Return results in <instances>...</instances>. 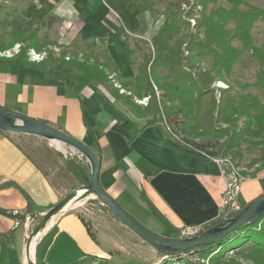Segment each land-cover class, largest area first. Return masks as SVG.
<instances>
[{
	"label": "crops",
	"instance_id": "1",
	"mask_svg": "<svg viewBox=\"0 0 264 264\" xmlns=\"http://www.w3.org/2000/svg\"><path fill=\"white\" fill-rule=\"evenodd\" d=\"M18 1L23 3L22 18L27 20L23 24L40 22L34 29L44 23L50 28L62 26L73 38L103 43L117 74L124 79L135 76L124 38L127 31L138 30L149 20L146 0ZM0 107L45 122L81 142L98 161L100 189L127 215L137 217L138 210L145 220L151 215L160 223L156 224L159 232L203 228L221 218L226 179L212 152L204 156L174 146L159 122L147 125V119L137 117L113 97L112 89L109 93L95 80L73 72L48 74L0 62ZM73 164L80 166L81 175L67 161L64 172L81 187L79 179L86 182L91 174L79 162ZM65 192L9 133L0 131V264H26L28 227L60 202ZM263 196L264 168L241 183L237 200L244 209ZM70 208L55 215L35 242V264L119 260L117 251L122 246L116 241V230H121V224L112 219L89 224L78 215L112 213L107 208Z\"/></svg>",
	"mask_w": 264,
	"mask_h": 264
},
{
	"label": "trees",
	"instance_id": "2",
	"mask_svg": "<svg viewBox=\"0 0 264 264\" xmlns=\"http://www.w3.org/2000/svg\"><path fill=\"white\" fill-rule=\"evenodd\" d=\"M217 1L179 0L178 3H174L168 22L152 38L151 43L155 49V55L153 57L144 55L141 64L136 67L135 76L131 79L121 78L108 60L99 63L87 54H84L81 62L76 60L65 62L63 55L61 59L55 61L52 70L45 62L35 64L28 61L24 50L14 57L0 58V62L34 67L48 74L70 68L87 80H98L102 83L107 82V72H110L114 74L121 88L132 93L137 99L149 97L147 105L141 107L134 104L130 97L119 95L116 89H112L113 97L128 106L137 117L147 119V125L162 120L171 132L190 136L191 140H182L185 150L195 153L214 152L218 158L224 159L244 139V132L236 123L237 118L247 116L251 112L264 116V102H260L250 93L239 95L235 100L229 94L230 88L216 89L213 84L218 81L225 83L224 75L230 74L232 65L239 55L238 51L231 46V39H237L243 45L250 47L252 56L258 65L255 75L256 87L264 89V48L252 47L250 36L253 23L257 17L262 15V12L254 8L250 10L216 8L206 13L207 7ZM182 5H185L187 9L185 13L181 10ZM196 13L200 17L194 20ZM190 20H194L193 26L190 25ZM228 23L234 26L232 38H229L224 29ZM30 29V24H22L19 28L12 29L8 47L27 43L28 46L31 45L34 48V45L30 43L36 39V35L32 34ZM179 30L183 32V36L169 46L173 32ZM35 31H37L36 28L33 32ZM124 40L126 41L127 37ZM207 56L212 59L213 70L200 68L201 60ZM160 69L165 71L163 78L158 73ZM155 91L158 92V96ZM0 114L4 115L7 120L17 118L25 123L31 122L48 127L45 122L17 116L5 108L0 107ZM189 121L193 122L199 135H192L193 130L188 129ZM196 137H202L208 141L206 144H197L192 139ZM76 162V159H70L67 160V165L71 164L81 175L80 166L73 164ZM249 165L257 166L255 172L262 170L264 154L253 159ZM79 180L83 187H88L90 184V180L86 182ZM215 222L206 226L205 232H200L199 237L208 234L216 224ZM83 224L87 227L91 239H94L88 224L84 222ZM234 240H237L236 244H233ZM247 243L250 244L247 251L251 264H264V209L247 224L237 228L218 242L212 245L196 246L190 248L189 251L199 253L202 259H210V262L214 264L219 263L222 253L227 249L235 250ZM0 249L1 256L2 247ZM94 260H97L99 264H113L107 259L89 258L88 262ZM84 263V261H75L72 264ZM220 263L239 264L233 260Z\"/></svg>",
	"mask_w": 264,
	"mask_h": 264
},
{
	"label": "rangeland",
	"instance_id": "3",
	"mask_svg": "<svg viewBox=\"0 0 264 264\" xmlns=\"http://www.w3.org/2000/svg\"><path fill=\"white\" fill-rule=\"evenodd\" d=\"M178 1L179 0H146V3L149 7V20H147V22H143L140 29L129 32L127 31V41L125 46L127 55L132 65L134 66L135 72L136 67L141 64L144 55H148L151 57L155 55V49L153 48L151 43L152 38L156 36L158 32L164 27L165 23L168 22L170 14L173 11L172 5L176 2L178 3ZM191 1L192 0H189V2ZM216 8H237L240 10H250L254 8L261 11L262 15L257 17V19L254 21L252 29L250 31V36L252 47L264 48V0H218L215 4L209 5L207 7L206 13H208L211 9ZM22 9L23 3L18 0H0L1 54H10L11 56L8 57L11 58L16 56L21 50H24L25 56L28 61H30L29 57L31 53L42 54L44 58L42 62H45L48 68L51 70L54 69L53 64H55V61L61 59L63 55V59L65 62H68L69 60H76L78 62H81L84 59V54L89 55L91 59L98 60L99 63H103L105 62V60H107L103 43L96 41H82L79 38H73L62 26H54L50 28L47 23L42 24L40 28L37 29V31L33 32L34 27L40 23L37 21L30 24L31 33H35L36 35V39L34 41H31L30 43L34 45V48H32L31 45L28 46L27 43H19L13 45L12 47H8V44L10 42L11 30L14 28H19L20 25L23 24V22L27 21L26 19L22 18ZM181 10H183V12L185 13V11L187 10L185 5L181 6ZM199 17L200 15L196 13L194 20H197ZM193 21L190 20L191 26H193L194 24ZM224 29L228 33L229 38H232L234 35L233 24H226L224 26ZM182 36L183 32L181 30L173 32L168 43L169 46H172L174 42L180 39ZM231 46L238 51V58L232 65L230 74L228 76L224 75L223 78L225 80V83L222 81H218L213 84V87L216 89L230 88L229 94L233 96L235 100H237L236 98L239 95L250 93L252 96L256 97L260 102L263 103L264 89L256 87L255 75L258 71V65L256 60L252 56L250 47L243 45L237 39H231ZM200 68L204 70H213L212 59L208 56L203 58L200 62ZM65 72H73L75 74L77 73L75 70L70 68L65 69ZM107 73V82L102 83L98 80L95 81L101 84V86L108 90L109 93H111V89L114 88L118 91L119 95L130 97L134 104L145 107L144 105H139L136 103L137 98L134 97L132 93L131 96H129L127 91H119L117 89L118 87H115V85L116 83H120L116 80L114 74H111L110 72ZM158 73L161 78L165 76L164 70L160 69L158 70ZM155 93L157 95L156 91ZM145 98L149 99V97ZM158 122L161 124L162 127L160 128L163 129L166 137L174 146H178L184 149V141L182 140H191L190 136L188 135H181L171 132L162 120ZM236 123L238 124V127L244 132L243 141H240L237 146L232 149L229 154L226 155L224 159L218 158V156L214 152H212L213 155H211L216 158L217 163H219V165L221 166L222 175L225 177L226 183L229 180V176L233 172H237L242 177H248V179L253 178L255 176L254 170L255 168H257V166H250L249 164L253 159H257L264 154V116H259L256 113L251 112L247 116L237 118ZM8 124L10 126H19L22 125L23 122L20 119L14 118L8 120ZM188 129L193 130V136H197L200 134L199 131L196 130L195 125L192 121L188 122ZM9 134L15 139V141H17V143L23 148L27 155L39 165L46 176H49L55 184H59V188L66 190L63 198H65L67 195L80 192L79 189H86L82 186L80 187L76 180L73 179V177L67 175L64 172L65 162L67 160H70L69 158H72L76 159L77 162L83 165L88 173L91 174L93 162L90 157L83 153L81 150L51 135L43 136L34 134ZM192 139L193 142L197 144H206V142L208 141L207 139L202 137H196V139ZM52 140L53 142H60L65 151L64 154H62L53 146ZM201 154L207 156L205 153ZM63 198L61 200H63ZM99 204L102 203L96 198L95 194L90 193L89 191L86 194H83L79 205L75 207L72 206L71 208L75 210H81L84 208H100L105 210L106 207L104 205L99 206ZM138 211L140 214H136L137 217L134 214L128 215L131 219L133 218L141 227H143L148 232L160 238L179 243L194 239L190 236L182 235V230L175 233H169V231L167 230L164 233H161L159 232L160 229L157 228L160 223L156 219L147 214L148 218L147 220H145L144 216L141 214V211ZM220 214H222L221 218L219 219V221H217V223L215 222L216 224H214L208 234L215 233L217 229L225 225L228 221L230 215H228V212H226V210H221ZM78 215L82 216L85 221L89 222V224L91 221L95 220H98V222H102L104 224L107 223L106 220L109 219L114 220V222L119 225L121 224V230H116V232L118 233L116 241L121 244L122 248L117 251L119 260L115 259L114 261H112L113 264H213L210 262V259H202L199 253L189 251V249H156L146 244L144 241L134 235L113 214ZM42 219L43 216L37 218L30 224L26 233L27 236H30V233L35 231L37 226L42 222ZM47 224L39 232L40 235L37 238L36 242L46 231ZM205 229L206 227H203L200 232L204 233ZM200 232L198 233L197 237L195 236V238L199 237V234H201ZM25 240L27 241V238H25ZM236 243L237 240H234L233 244ZM106 246L107 245H105V247ZM249 248L250 244L248 245L247 243L243 244L235 250L227 249L222 253L219 263L214 264H221L220 262H225L228 260L236 261L239 264H251L248 259L247 250ZM25 262L26 264H29L26 258ZM93 262L98 261L94 260ZM93 262L85 261L84 264H93ZM31 263L35 264L34 259H31Z\"/></svg>",
	"mask_w": 264,
	"mask_h": 264
},
{
	"label": "water",
	"instance_id": "4",
	"mask_svg": "<svg viewBox=\"0 0 264 264\" xmlns=\"http://www.w3.org/2000/svg\"><path fill=\"white\" fill-rule=\"evenodd\" d=\"M23 124L19 126H10L8 120L4 115L0 114V131L14 134H34V135H51L58 139L63 140L70 145L81 150L93 162V167L91 170L90 184L85 190L87 192L93 193L96 195V198L104 205L127 229H129L134 235L144 241L146 244L159 249V248H169V249H178V250H187L196 246L201 245H212L223 237L227 236L229 233L233 232L237 228L247 224L258 212L264 209V196L251 203L246 210L242 211L240 214L233 217L231 220H228L225 225L221 226L213 234H206L193 240L186 241L183 243L175 242L160 238L137 224L132 220L114 201H112L99 187L98 184V161L95 155L85 147L81 142L58 132L55 129L50 127L39 126L35 123L22 121ZM86 192V193H87ZM70 199V195H67L63 200L58 202L55 206L50 208L44 215L42 222L37 226L34 232L30 234L29 240L26 242L25 252L29 256V246L30 240L39 234L41 229L51 221V219L59 212L62 211L64 205ZM29 264H33L29 262Z\"/></svg>",
	"mask_w": 264,
	"mask_h": 264
},
{
	"label": "built area",
	"instance_id": "5",
	"mask_svg": "<svg viewBox=\"0 0 264 264\" xmlns=\"http://www.w3.org/2000/svg\"><path fill=\"white\" fill-rule=\"evenodd\" d=\"M8 56H11V55L10 54L6 55L5 53L4 54L0 53V57L10 58ZM43 59L44 58H43L42 54L31 53V55L29 57L30 62H35V63H41L43 61ZM116 85H115V87H118L117 89L119 91H123V92L125 91L121 88V86L118 83H116ZM128 94H129V96H131L130 92H128ZM157 95H158V92H157ZM136 103L139 105L146 106L148 103V98H143L142 100L137 99ZM247 179H248V177H242L237 172H233L229 176V180L226 183V187H225V190H224L222 198H221V209L226 210V212H228V215H230L228 220H231L233 217H235L236 215L240 214L243 211L242 206L239 204V202L237 200V194L239 192V188H240L241 183ZM17 226H18V223L15 222L14 227H17ZM201 230H202V228H200V227H189V228L182 230L181 234L195 238V236L197 237L198 233ZM26 238H27V240H29L30 236H27ZM33 239H35V237ZM33 239L30 240V245H31ZM35 245H36V243H35ZM29 249H30V246H29ZM0 252H1V249H0ZM31 259H34V255L32 258L30 257V255L28 256V262H31ZM93 264H99V263L93 262Z\"/></svg>",
	"mask_w": 264,
	"mask_h": 264
},
{
	"label": "bare ground",
	"instance_id": "6",
	"mask_svg": "<svg viewBox=\"0 0 264 264\" xmlns=\"http://www.w3.org/2000/svg\"><path fill=\"white\" fill-rule=\"evenodd\" d=\"M53 142V140H52ZM53 146L59 150L62 154L65 153L62 145L60 144V142H57V141H54L53 143ZM80 192H77V193H74V194H71L70 195V199L68 200V202L64 205V207L62 208V210H65V209H68L72 206H76V205H79L80 204V200H81V197L83 196V194H86L87 190L85 189H79ZM53 220V219H52ZM52 220L47 224V227L46 228H49L52 224ZM40 234H37V236L35 237V239H33L31 245H30V249H29V255L30 257L32 258L33 257V254H34V246H35V242L37 240V238L39 237ZM26 254V259L28 260V255L27 253L25 252Z\"/></svg>",
	"mask_w": 264,
	"mask_h": 264
}]
</instances>
